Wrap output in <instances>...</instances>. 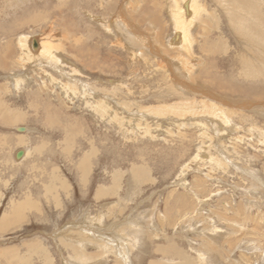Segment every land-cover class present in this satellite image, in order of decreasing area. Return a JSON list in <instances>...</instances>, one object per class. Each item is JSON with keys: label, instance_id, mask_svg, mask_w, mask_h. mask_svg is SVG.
Returning a JSON list of instances; mask_svg holds the SVG:
<instances>
[{"label": "rangeland", "instance_id": "374dc122", "mask_svg": "<svg viewBox=\"0 0 264 264\" xmlns=\"http://www.w3.org/2000/svg\"><path fill=\"white\" fill-rule=\"evenodd\" d=\"M3 219L0 264H264V0H0Z\"/></svg>", "mask_w": 264, "mask_h": 264}, {"label": "bare ground", "instance_id": "6f19581e", "mask_svg": "<svg viewBox=\"0 0 264 264\" xmlns=\"http://www.w3.org/2000/svg\"><path fill=\"white\" fill-rule=\"evenodd\" d=\"M191 2H192V1H191ZM191 6L193 7V5H191ZM183 8H184V7H183ZM188 8H189V6H188ZM250 9H251V7H250ZM173 13H174V12H173ZM177 13H178V12H176V14H177ZM178 14H179V13H178ZM178 14H177V15H178ZM171 15H172V14H171ZM175 16H176V15H175ZM175 16H174V17H175ZM171 17H172V16H171ZM176 17H177V16H176ZM178 17H179V16H178ZM180 18H181V16H180ZM182 18H183V17H182ZM182 18H181V19H182ZM191 19H192V18H191ZM172 21H173V20H172ZM187 21H188V20H187ZM182 22H183V21H182ZM180 23H181V22H180ZM183 23H184V22H183ZM173 24H174V23H173ZM181 24H182V23H181ZM179 25H180V24H179ZM182 25H183V24H182ZM178 27H179V26H178ZM185 27H186V26H185ZM179 28H180V27H179ZM180 30H181V29H180ZM187 31H188V30H187ZM242 31H243V30H242ZM244 32H245V31H244ZM242 35H243V33H242ZM246 35H247V34H245V36H246ZM178 37H179V36H178ZM261 37H262L261 34H260V33H257V38L260 39ZM254 39H255V37L253 38V40H254ZM261 40H263V39H261ZM25 42H26V41H25ZM32 43H33V44H32ZM48 43H49V42H48ZM254 43H255V42H254ZM28 44H29V43H28ZM255 44H259V43H255ZM24 45H25V44H24ZM31 45H32V46H31ZM251 45H253V43H252ZM36 46H38V48H40V53H42L41 51H43V50H45V49H46V50H49V49H47V48H44V46L41 45L40 42H37V41H35L34 39H32V40L30 41V46H29V48H28L26 45L24 46V47H25V50H24L25 54H26V55H27V54L29 55L30 53H32V52H31V49H33V48L36 47ZM48 47H49V45H48ZM183 47H184V45H183ZM181 48H182V46H181ZM50 49H51V48H50ZM147 49H148V48H147ZM28 50H29V51H28ZM151 52H152V51H151ZM28 55H27V56H28ZM31 56H32V55H31ZM33 56H34V55H33ZM29 57H30V56H29ZM53 58H56V57H53ZM56 60H58V59L56 58ZM58 61H59V60H58ZM59 62H60V61H59ZM59 62H58V63H59ZM188 87H189V88L186 87V89H187L188 92H192V93H193V92H194V93L196 92V89L194 90L192 87H190V86H188ZM181 88H182V90L185 91V89H184L183 86H181ZM187 91H186V92H187ZM199 93H200V92H199ZM19 206H20V205H19ZM17 209H18V208H13V211H12L13 216H15L14 213L17 212ZM12 214H11V215H12ZM6 219H9V220H10V218H6ZM6 219H3V220H2V224L0 225V228H3V227H5V226L8 224L7 221H6ZM9 220H8V221H9Z\"/></svg>", "mask_w": 264, "mask_h": 264}, {"label": "water", "instance_id": "95a60500", "mask_svg": "<svg viewBox=\"0 0 264 264\" xmlns=\"http://www.w3.org/2000/svg\"><path fill=\"white\" fill-rule=\"evenodd\" d=\"M19 130V132H23V128H20V129H18ZM22 152H19L17 155H16V158L17 159H19L21 156H22V154H21Z\"/></svg>", "mask_w": 264, "mask_h": 264}]
</instances>
